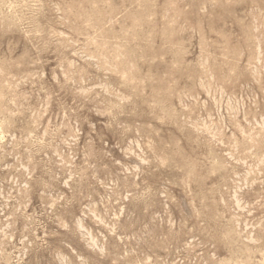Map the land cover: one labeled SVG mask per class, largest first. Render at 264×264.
<instances>
[{"label": "rangeland", "instance_id": "374dc122", "mask_svg": "<svg viewBox=\"0 0 264 264\" xmlns=\"http://www.w3.org/2000/svg\"><path fill=\"white\" fill-rule=\"evenodd\" d=\"M0 264H264V0H0Z\"/></svg>", "mask_w": 264, "mask_h": 264}]
</instances>
